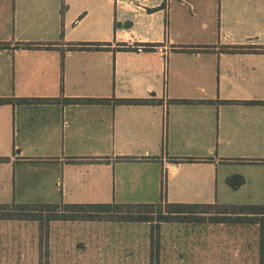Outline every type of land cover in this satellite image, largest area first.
I'll use <instances>...</instances> for the list:
<instances>
[{
  "label": "crops",
  "instance_id": "1",
  "mask_svg": "<svg viewBox=\"0 0 264 264\" xmlns=\"http://www.w3.org/2000/svg\"><path fill=\"white\" fill-rule=\"evenodd\" d=\"M0 97V203L264 204V0H0Z\"/></svg>",
  "mask_w": 264,
  "mask_h": 264
},
{
  "label": "rangeland",
  "instance_id": "2",
  "mask_svg": "<svg viewBox=\"0 0 264 264\" xmlns=\"http://www.w3.org/2000/svg\"><path fill=\"white\" fill-rule=\"evenodd\" d=\"M202 215L204 220L160 224L158 264H259L257 224ZM42 224L0 218V264H151V222L105 218Z\"/></svg>",
  "mask_w": 264,
  "mask_h": 264
},
{
  "label": "trees",
  "instance_id": "3",
  "mask_svg": "<svg viewBox=\"0 0 264 264\" xmlns=\"http://www.w3.org/2000/svg\"><path fill=\"white\" fill-rule=\"evenodd\" d=\"M117 25V23H116ZM129 25V23L127 24ZM88 46H87V45ZM81 43L74 47H93L105 48L108 43ZM58 99L44 97H18L12 98L0 97V103L17 101L20 103H42L52 102ZM65 102H105L103 98H65ZM122 103H145L154 102L153 99H120ZM188 100H178V102H187ZM4 159V157H0ZM227 181L233 187H238L244 183V177L241 174H232L228 176ZM158 202H105V203H0V218L15 219L26 218L43 222L51 220H95V219H116V220H134L148 221L152 226L151 240V264H158L160 224L167 221H186L204 220L202 214H210L212 221L215 222H248L258 225L259 241V264H264V204H220V203H186V202H168L163 199ZM195 216V217H189ZM198 216V217H196ZM43 225V224H42Z\"/></svg>",
  "mask_w": 264,
  "mask_h": 264
},
{
  "label": "built area",
  "instance_id": "4",
  "mask_svg": "<svg viewBox=\"0 0 264 264\" xmlns=\"http://www.w3.org/2000/svg\"><path fill=\"white\" fill-rule=\"evenodd\" d=\"M132 48L137 50V51H140V52L145 50V46L144 45H133ZM149 48H155V46L153 45V46H151Z\"/></svg>",
  "mask_w": 264,
  "mask_h": 264
}]
</instances>
